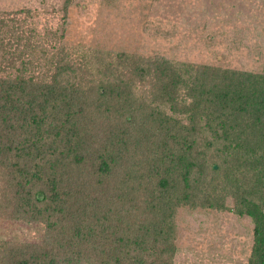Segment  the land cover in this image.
<instances>
[{"label":"trees","instance_id":"trees-1","mask_svg":"<svg viewBox=\"0 0 264 264\" xmlns=\"http://www.w3.org/2000/svg\"><path fill=\"white\" fill-rule=\"evenodd\" d=\"M16 14L0 17V220L41 231L0 238V264H171L181 207L249 218L246 264H264V71L69 52Z\"/></svg>","mask_w":264,"mask_h":264},{"label":"rangeland","instance_id":"rangeland-1","mask_svg":"<svg viewBox=\"0 0 264 264\" xmlns=\"http://www.w3.org/2000/svg\"><path fill=\"white\" fill-rule=\"evenodd\" d=\"M0 0L39 38L72 52H121L177 63L264 71V0ZM48 48V52H49ZM225 205L231 208L230 198ZM264 212V197L262 200ZM171 264H246L252 223L228 211L177 209ZM36 226L0 220V238L36 242Z\"/></svg>","mask_w":264,"mask_h":264}]
</instances>
